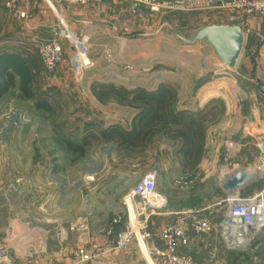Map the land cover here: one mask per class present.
<instances>
[{"label": "crops", "instance_id": "1", "mask_svg": "<svg viewBox=\"0 0 264 264\" xmlns=\"http://www.w3.org/2000/svg\"><path fill=\"white\" fill-rule=\"evenodd\" d=\"M51 9L53 10L32 3L26 20L17 22L9 18V25L4 27V37L0 41L1 100L16 81L28 76L34 85L38 84L37 93L41 94L37 98L35 109L41 110L53 105L52 77L54 79L58 73L61 76L71 74L69 68L68 73L62 72L61 66L54 71L47 70L36 53L31 38H49L58 15L75 34L86 36L88 43L90 42L89 54L95 73L87 75V84L96 81L102 83L101 89L122 88L129 92L136 88L155 91L161 86H168L175 92V110L208 113L202 157L193 168L181 166L184 173L195 170L200 174L219 172L220 187L221 180L236 168L249 171L264 159V94L259 90V86L264 85V16L251 20L252 31L260 39L256 41V38L249 37L244 41L237 65L230 71L211 45L204 42L182 44L170 35L166 24H162L155 35H148L145 29L148 24L146 18L131 14L127 0H90L85 5L68 4L61 9L62 13ZM138 27L144 28V33H137ZM163 27L165 30L162 31ZM61 46L63 55L68 56L70 48L65 39L61 40ZM104 48H108L111 54L108 61L103 54ZM46 71L55 74L48 77L47 84L42 86L43 82L39 77L47 74ZM235 75L250 78L248 80L255 83L256 87L237 85ZM124 108L128 110V115L118 113V116L123 117L115 116L111 123L128 125L131 129L139 109L131 106ZM105 130L106 128L102 131ZM13 134L15 135L14 132L10 135ZM23 136L17 135L15 140L20 142L25 139ZM227 140L236 142V151H228L225 146ZM172 141H176L179 146L178 140ZM66 149L73 151L71 144ZM53 153V157H61V154H56L57 151ZM262 175L264 176L263 173L260 174L248 186L260 183ZM260 188L264 189V182ZM67 191L66 188L65 192ZM49 198L50 200L32 201L3 200L0 203V234L4 235L11 255L9 258L13 263L73 264V234L66 230L63 232L64 237L62 234L51 233L52 228L55 231L58 224L63 226L62 222L65 221L68 225L73 220L72 200ZM81 209L85 211L83 203ZM2 212H5L4 217ZM80 215L87 216L88 213L82 212ZM167 215L168 212L164 209L160 214L152 216L151 226L157 228L172 222L173 217L166 222ZM92 217L89 216L88 221L94 229L111 216L100 219L95 215V220ZM29 220L36 222L30 224ZM189 235L192 237L191 245L180 248V251L189 254L194 262L198 261L200 264L201 251L221 242L218 234L195 236L190 231ZM260 240L257 250H252L257 241H252L249 247V255L254 256L256 264H262L264 257V240ZM134 249L135 252L138 251ZM29 252L35 257L32 261L22 257ZM114 257L116 255L111 258L113 261L106 259L97 263L124 264L115 261Z\"/></svg>", "mask_w": 264, "mask_h": 264}, {"label": "rangeland", "instance_id": "2", "mask_svg": "<svg viewBox=\"0 0 264 264\" xmlns=\"http://www.w3.org/2000/svg\"><path fill=\"white\" fill-rule=\"evenodd\" d=\"M4 1L0 0V41L4 37V27L10 23L4 13ZM159 1L164 5L157 9L144 4L132 9L128 1L131 14L146 18L148 24L145 29L148 35H155L162 24L189 34L203 25L229 21L216 5L225 0ZM32 3L41 4L46 9L53 8L60 13L62 8L68 6L64 0H31L29 6ZM145 29L138 27L136 32L144 33ZM251 38L259 41L260 36L253 32ZM67 59L68 56L63 55V61L58 66L65 73H68ZM93 73L95 67L91 66L82 72L79 80L73 75L61 76V73L56 74L54 79L52 76L55 73L40 75L42 86L47 84L48 77H52L51 89L54 90L53 105L41 110L35 109L37 98L41 95L37 93L38 84L34 85L28 76L21 77L3 94L0 99V203L3 200H50L49 197L72 200L73 220L68 225L64 221L63 226L58 224L55 231L53 228L51 231L52 234H61L65 230L69 232L71 224L82 216V212L88 213V217L93 216L94 220L95 215L106 219L121 212L123 195L147 173L154 172L157 190L167 200L166 222L174 218L176 212L195 209L201 216H209L217 223L225 211V196L218 185L219 172L200 174L195 170L184 173L177 154L178 143L162 136L154 137L152 143L133 151L120 149L114 141H107L106 136L101 134L104 128L115 126L129 130L128 125L111 123L115 116L123 117L118 116V113L128 115L124 107L128 106L129 96L120 99L114 94H108L99 99L96 92L102 90V83L95 81L87 84V75ZM240 74L244 75L242 72ZM235 78L237 85L256 87L255 83L248 80L250 78L239 75H235ZM206 116L209 117L208 114ZM12 132L15 135H10ZM21 134L25 141L15 140ZM69 144L73 149H78L71 152L66 149ZM56 151L61 157H53ZM263 182L262 175L260 183L248 186L239 193L240 196L254 195L264 190L260 188ZM82 203L85 211L81 209ZM1 215L4 217L5 212ZM28 222L34 224L36 221ZM260 239H263V231L236 249L229 250L222 247V242L216 243L201 251V264H256L254 256L249 255V247L252 241ZM0 242L11 258L4 235L0 234ZM57 242L60 243L58 239ZM134 248V244H131L116 254L114 260L124 264H143V259ZM22 257L29 261L35 258L31 252ZM111 258L113 255L90 264H98L106 259L113 261ZM195 263L200 264L198 261Z\"/></svg>", "mask_w": 264, "mask_h": 264}, {"label": "built area", "instance_id": "3", "mask_svg": "<svg viewBox=\"0 0 264 264\" xmlns=\"http://www.w3.org/2000/svg\"><path fill=\"white\" fill-rule=\"evenodd\" d=\"M30 1L5 0L7 17L17 22L26 20ZM64 1L71 5H85L90 0ZM128 1L132 9L142 4L151 9L164 5L159 0ZM216 5L226 20H229L227 23L240 24L244 41L252 36L251 20L264 16V0H225ZM56 18L58 24L51 28L52 35L49 38L33 36L32 45L43 66L54 71L63 61L61 40L65 39L70 48L67 66L71 75L79 80L82 72L93 66L88 39L84 35L75 34L60 16L56 15ZM103 54L109 60L111 54L108 48L103 49ZM225 146L228 151L233 152L238 148L233 140H227ZM248 172L256 178L264 174V159ZM121 202L122 211L100 222L94 229L86 215L77 217L71 224L69 232L73 234V264L93 263L116 255L131 244L138 250L144 264H195L189 254L180 251V248L191 245L190 231L195 236L218 234L225 247L236 249L240 244L249 243L264 230V190L248 196H240L239 193L225 196V211L217 223L209 216H201L195 209H185L176 212L172 222L152 227L151 217L160 214L167 206L164 194L157 190L154 172L147 173L135 187L123 195ZM61 234L64 237V233ZM2 262L13 264L0 242V263Z\"/></svg>", "mask_w": 264, "mask_h": 264}, {"label": "trees", "instance_id": "4", "mask_svg": "<svg viewBox=\"0 0 264 264\" xmlns=\"http://www.w3.org/2000/svg\"><path fill=\"white\" fill-rule=\"evenodd\" d=\"M96 94L99 99L108 94L120 99L128 95V106L139 109L131 129L112 126L102 131L106 140L114 141L118 148L133 151L152 143L154 137L162 136L180 142L177 154L183 168H193L201 159L208 113L175 110V92L170 87L161 86L155 91L136 88L130 92L122 88H109L99 90Z\"/></svg>", "mask_w": 264, "mask_h": 264}, {"label": "water", "instance_id": "5", "mask_svg": "<svg viewBox=\"0 0 264 264\" xmlns=\"http://www.w3.org/2000/svg\"><path fill=\"white\" fill-rule=\"evenodd\" d=\"M170 35L182 44L192 45L204 42L211 45L218 58L225 64L228 70L233 71L237 65L244 46V33L240 24H209L197 27L189 34H183L166 24ZM264 94V85L259 86ZM256 177L245 168H236L226 175L220 182L221 191L226 195L238 194L241 189L255 182ZM240 222V220H237ZM264 239V230H263ZM261 240L257 241L252 250L259 248Z\"/></svg>", "mask_w": 264, "mask_h": 264}]
</instances>
